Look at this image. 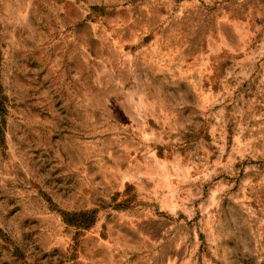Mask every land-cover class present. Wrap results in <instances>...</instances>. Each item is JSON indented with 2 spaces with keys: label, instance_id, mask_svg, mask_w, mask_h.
Instances as JSON below:
<instances>
[{
  "label": "rangeland",
  "instance_id": "rangeland-1",
  "mask_svg": "<svg viewBox=\"0 0 264 264\" xmlns=\"http://www.w3.org/2000/svg\"><path fill=\"white\" fill-rule=\"evenodd\" d=\"M0 264H264V0H0Z\"/></svg>",
  "mask_w": 264,
  "mask_h": 264
}]
</instances>
